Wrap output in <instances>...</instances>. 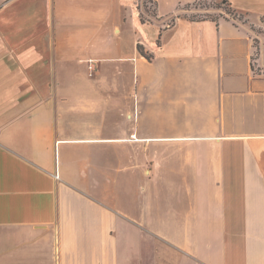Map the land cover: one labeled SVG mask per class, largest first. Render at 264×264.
Segmentation results:
<instances>
[{"label":"crops","instance_id":"crops-1","mask_svg":"<svg viewBox=\"0 0 264 264\" xmlns=\"http://www.w3.org/2000/svg\"><path fill=\"white\" fill-rule=\"evenodd\" d=\"M154 1L0 0V264H264V0Z\"/></svg>","mask_w":264,"mask_h":264},{"label":"rangeland","instance_id":"rangeland-1","mask_svg":"<svg viewBox=\"0 0 264 264\" xmlns=\"http://www.w3.org/2000/svg\"><path fill=\"white\" fill-rule=\"evenodd\" d=\"M144 4L147 6V9L149 11H153L155 7L153 4L149 2V0H140L139 6L142 8L143 14L147 19L150 17L144 12ZM180 6H183L181 3H177L175 6V10L180 8ZM187 11V10H186ZM184 13L185 10L180 11L178 10V13ZM186 16L190 17H197L200 19H220L221 17H230L232 19H240L243 21V18H239L232 10H229L225 6L221 4L220 1H210V2H201L197 5H195L193 8H189L188 12L184 13ZM154 19V18H151ZM257 33V37H254L253 42H254V47H255V53L253 56V69L256 72H261L264 69H261L259 67V64L264 61V29L259 28L255 29Z\"/></svg>","mask_w":264,"mask_h":264},{"label":"trees","instance_id":"trees-1","mask_svg":"<svg viewBox=\"0 0 264 264\" xmlns=\"http://www.w3.org/2000/svg\"><path fill=\"white\" fill-rule=\"evenodd\" d=\"M221 2V4L223 6H225L226 8H228L229 10H232V5L229 3V2H225L224 0H219ZM149 2L151 4H153V6L155 7V9L151 12L147 9V6L144 4L143 8H144V12L149 15L151 18H154V19H157V4L155 3L154 0H149ZM139 11H140V18H141V22L142 23H148V22H151L150 19H147L145 17V15L143 14V11H142V8L139 6ZM184 10H189V7H187L186 9ZM187 19H189L191 22H201L203 20H207V19H200V18H197V17H190V16H185ZM213 20H216V19H213ZM138 51L139 53L146 59H148L149 61H151L153 59V56L150 55L149 53H147L145 51V49L142 47V46H138Z\"/></svg>","mask_w":264,"mask_h":264}]
</instances>
